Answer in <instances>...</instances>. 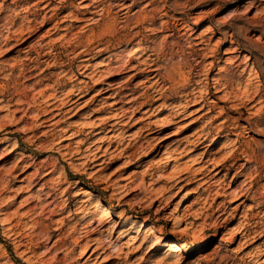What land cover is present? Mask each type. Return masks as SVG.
Here are the masks:
<instances>
[{
  "label": "clouds",
  "instance_id": "clouds-1",
  "mask_svg": "<svg viewBox=\"0 0 264 264\" xmlns=\"http://www.w3.org/2000/svg\"><path fill=\"white\" fill-rule=\"evenodd\" d=\"M77 19L81 24L73 25ZM202 19L208 22L200 24ZM46 21L52 22L47 39L40 31ZM21 32L33 33L34 39ZM73 33L79 38L69 48ZM61 34L66 39L53 46ZM97 53H105L106 67L136 61L139 71L145 64L154 73L140 93L142 102L162 99L160 106L176 115L199 103L200 135L215 139L223 133L215 161H227L225 167H235L241 180L229 192L227 174L217 181L205 172L197 186L207 187L199 196L220 189L228 196L207 214L206 223L185 228L180 223L185 216L162 211L165 201L145 214L157 198L149 187L128 200L132 181L131 186L105 185L111 192L98 188L97 166L86 167L83 157L74 159L56 146L71 125L55 132L49 128L44 140L35 132L17 137L0 130V159L16 153L10 165L0 166V264H43L45 252L57 251L64 252L57 264H264V0H0V112L12 116L37 85H51L61 95L71 88L79 96L85 60ZM29 126L26 120L21 127ZM45 144L51 154L37 165L26 151L31 147L35 153ZM169 158L177 157L170 153ZM28 167L54 174L42 186L48 191L38 189L32 199L42 196L56 218L34 211L21 220L19 213L13 224L5 203L18 189L9 185ZM167 171L153 165L151 182ZM27 179L26 189L34 187L32 177ZM77 195L81 198L74 199ZM240 197L244 218L226 225L234 214L230 202ZM85 249L91 252L82 257Z\"/></svg>",
  "mask_w": 264,
  "mask_h": 264
},
{
  "label": "rangeland",
  "instance_id": "rangeland-1",
  "mask_svg": "<svg viewBox=\"0 0 264 264\" xmlns=\"http://www.w3.org/2000/svg\"><path fill=\"white\" fill-rule=\"evenodd\" d=\"M54 19L55 17H53ZM207 22V19H202L199 23L206 24ZM67 23L68 19L65 17V24ZM71 23L77 25L81 24V21L77 19ZM63 26L60 25V27ZM50 28H52L51 21H46L41 26L40 31L45 32V39L48 38V33L45 30ZM83 31L84 29L81 27L80 32L83 33ZM18 34H29V40L34 39V34L31 32ZM78 38V34L73 33L71 38L67 39L66 46L70 48ZM64 39L66 38L61 34L60 40H53V46L61 43ZM92 41L93 37L90 36L88 42L92 43ZM24 43H28V41ZM104 55L105 53H97L96 57L85 60L83 74L79 77L84 82L79 90V96L71 88L61 95L60 90H54L51 85L49 87L37 85L27 92L25 99L19 102L17 110L12 116L0 112V130L8 131L17 137H30L35 132L41 140H44L50 135L49 128L55 132L56 129H63L66 125H71L64 132V138L60 139L56 146L62 148L65 153H71L74 159L76 156L83 157L86 167L91 164L96 165L98 169L96 174L100 177V181H97L98 188L111 192L112 188L105 187V185L116 182L122 187L131 186L129 182L132 181L135 187L132 192L124 196L125 200L135 196L142 187L151 188L157 197L149 208L145 209V214L159 210V205L165 201L162 211L171 210L178 215L185 216V219L180 221L183 227L195 228L202 221L206 223L207 214L227 198L228 192L220 189L215 192L214 196L200 197L199 192L207 185L198 188V182H195L194 177L208 172L209 174L214 173L215 179L220 181L227 174L228 179L224 183L229 185V192L235 189L237 181L241 180L235 167L231 169L225 167L223 170L217 168L220 162L215 161V155L219 153L220 149L216 146L223 133L221 132L215 139H205L200 135L202 114L199 110L200 104L197 102H193L187 108L186 113H182V115H176L169 107H161L160 105L164 103L162 99H149L142 102L144 96L140 93L149 82L148 77L154 73L148 71L145 64H140L144 71H139L136 61H131L119 69H114L112 65L106 67L107 62L101 59ZM80 58H83V54ZM52 70H54V66L48 69V71ZM134 75L136 76L134 79L124 84L127 78ZM249 103H255V100H250ZM25 108L27 112L24 111ZM149 109H151L150 112L145 113ZM174 115L178 118L172 121ZM26 120H30L32 126L22 128L21 126ZM16 129L21 130L15 131ZM172 134H175V137L164 143H159L161 138ZM197 138H200L199 143H197ZM36 143L40 144V140H37ZM200 143L202 145L198 146ZM177 145H179L178 148ZM2 147L3 145H0V148ZM49 148L50 145L45 144L41 146L40 150L32 153L31 147H29L26 155L32 154L36 159V164L41 165L45 162V158L51 154ZM170 153L177 158H171L172 162H161L163 156L167 154L169 157ZM15 155L16 153H12L0 159V166H5L6 162L10 165ZM153 157L156 159L154 160ZM146 161L148 164H145ZM153 165L168 169L164 175L157 179L155 184L151 182V177L148 174L152 171ZM205 168L207 169L205 170ZM43 171V168L28 167L26 171L16 177L15 183L9 185L14 190L18 189L15 199L9 198L5 203V208L12 210L11 223H16L19 213H23V216H19V219L23 220L34 211L56 218L55 210H49L50 204L44 205L42 196L39 200L32 199L36 196L38 189L44 192L48 191L42 186L45 181L51 182V176L54 174L43 175ZM16 172H19V169L12 172V175H16ZM30 176L32 177L31 183L35 186L26 189V185L29 184L27 178ZM181 176L183 179L185 177H191V179L180 182L179 177ZM137 177L140 178L138 183L135 180ZM37 180L39 183H36ZM89 180L90 183L87 187L91 188L92 178L90 177ZM177 181L180 183L177 184ZM171 184H175L176 188L169 190L167 186ZM172 192H175V195H171ZM186 192L192 196L183 201ZM169 196L171 198L166 200V197ZM80 198L79 195L74 197V199ZM241 200L243 197L230 202L234 214L232 219L225 221L226 225H231L244 218V206L240 203ZM215 231L219 232L220 229L217 228ZM235 240L238 241L239 236H236ZM74 243L78 245L79 242L74 241ZM90 252L91 249H85L81 256H87ZM62 256H64L63 251H57L55 255L52 252H45L41 256V260L43 264H57ZM106 264H111V261H106Z\"/></svg>",
  "mask_w": 264,
  "mask_h": 264
},
{
  "label": "bare ground",
  "instance_id": "bare-ground-1",
  "mask_svg": "<svg viewBox=\"0 0 264 264\" xmlns=\"http://www.w3.org/2000/svg\"><path fill=\"white\" fill-rule=\"evenodd\" d=\"M24 35H27V34H24ZM29 35V34H28ZM136 76L134 75V76H130L129 78H127V80L125 81V83L124 84H127V83H129L132 79H134ZM151 107V106H150ZM150 110L151 109H149L148 111H146L145 113H147L148 114V112H150ZM178 118V116H176V115H174V118L173 119H171L172 121H175L176 119ZM173 123V122H172ZM175 123V122H174ZM51 126V125H50ZM173 137H175V134H172V135H170V136H168V137H164V138H161V140H160V142L159 143H164V142H166V141H168L169 139H171V138H173ZM199 139L200 138H197V143H199ZM217 142V141H216ZM215 142V143H216ZM199 145H202V143H200V144H198V146ZM162 161H168V162H172L173 160H171V158H169L168 156H167V154H165V156H163V158H162V160H161V162ZM227 163V161H225V162H220L219 163V165H217L218 167V169H221V170H223V169H225V164ZM173 169V168H172ZM207 168H205V170H206ZM216 169V168H215ZM214 169V170H215ZM220 171V170H219ZM200 176H203V175H201V174H199ZM198 175V176H199ZM198 176H195L194 177V180H195V182H198L199 181V179H200V177H198ZM179 179H180V182H182V181H184L185 179H183L182 178V176L181 177H179ZM187 194L184 196V198H183V201H186V200H188L191 196H192V194H190L189 192H186ZM154 250V249H153Z\"/></svg>",
  "mask_w": 264,
  "mask_h": 264
}]
</instances>
